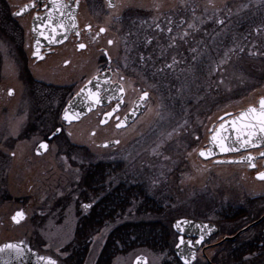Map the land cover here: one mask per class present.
I'll return each mask as SVG.
<instances>
[{
  "label": "rangeland",
  "instance_id": "obj_1",
  "mask_svg": "<svg viewBox=\"0 0 264 264\" xmlns=\"http://www.w3.org/2000/svg\"><path fill=\"white\" fill-rule=\"evenodd\" d=\"M145 2L147 13L140 19L145 27L163 24L176 14L184 21L170 35L171 42L190 34L205 46L196 48L190 66L152 77L140 76L124 54L117 57L116 46L110 48V54L117 57V65L124 69L121 74L129 76L125 82L129 96L139 88L147 90L145 108L129 126L121 129L99 127L95 112L88 114L79 123L64 127L67 140H55L40 164L27 165L26 159L37 134L29 141L17 142L11 168L2 171L0 166V243L24 240L38 253L54 257L58 264H70L66 261L65 246L72 239L78 214L85 209L71 192L77 179L69 166H74L75 161L53 158L58 147L67 149L65 141L88 147L93 160L114 161L122 167L142 164L135 167L133 174L145 183L151 176L152 188L164 184L163 218L169 221L179 216L218 220L224 202L232 205L234 198L243 199L246 191L243 184L264 183L255 182L250 172L235 171L237 166L201 161L195 155L206 140L208 126L222 112L238 109L254 102L258 94L264 95V34L248 41L244 53L238 54L236 48L242 37L238 31L244 26L251 29L262 26L264 32V0ZM112 15L116 16L112 13L101 16L102 21L108 22ZM203 27L209 38L199 39ZM122 37L119 33L118 38ZM229 55L232 60L225 62ZM114 138L119 142L113 147L99 145ZM233 185L241 191L230 190ZM60 197L70 200L63 209H53ZM17 209H24L26 217L14 223L10 216ZM198 214L203 216L197 217ZM109 229L103 226L90 236L82 264H95ZM139 253L147 256V264H160L161 255L142 247L118 254L112 264H131ZM211 253L212 249L208 250V255ZM195 264H204L203 257L199 256Z\"/></svg>",
  "mask_w": 264,
  "mask_h": 264
},
{
  "label": "flooded vegetation",
  "instance_id": "obj_2",
  "mask_svg": "<svg viewBox=\"0 0 264 264\" xmlns=\"http://www.w3.org/2000/svg\"><path fill=\"white\" fill-rule=\"evenodd\" d=\"M145 1L0 0L2 171L11 168L17 142L29 141L37 134V140L31 146L26 159L27 165L40 164L55 140H67L68 132L64 127L77 124L82 118L95 112V121L99 127L116 128L136 98L145 92L148 99L149 94L143 87L131 97L127 93L125 82L129 76L121 74L124 69L117 65L115 59L120 54L128 58L127 63L137 68L142 77H152L166 71L170 73L174 68L177 71L190 66L194 51L203 41L186 34L171 42L170 35L184 21L176 14L163 24L153 23L145 27V24L140 23V19L147 13ZM110 13L116 16L112 15L108 22L102 21L101 16ZM172 19L178 22L171 24ZM203 29V32L198 34L199 39L202 36L209 38L204 27ZM253 29L255 38L264 34L262 26ZM119 33L123 35L122 40L118 38ZM254 42L257 43V40ZM82 44L85 47L81 48ZM114 46L117 47V57L110 54V48ZM231 56L226 57L225 62H230ZM254 58H257V55ZM103 71H108L110 82L121 85V98L97 105L79 120L66 123L62 119L66 103L90 77ZM117 104V108L112 110ZM111 110L112 113L102 124L104 115ZM17 116L21 118L17 120ZM54 132L55 136L52 135L49 139ZM41 142H46L48 148L36 153V147ZM261 150L253 149L250 152L257 154ZM72 154L74 153L65 152L61 146L53 154V158L62 157L67 160ZM242 154L243 152L233 156ZM263 161L264 156L257 157L254 161L255 167L249 168V162H243L238 163L234 170L250 172L252 179L260 183L264 181L258 178V174L264 171ZM16 165L14 164V167ZM69 167L74 171V179L79 182L80 157L77 156L75 165ZM243 187L246 190L243 192V199L234 198L232 205L224 202L219 210L218 220L206 219L216 224L217 232L201 244L198 252L205 247V254L211 263L264 264V183H246ZM230 190L241 191L237 185H233ZM81 205L85 210L89 208L85 207L89 205L87 202H82ZM170 229L174 236L172 252L176 257L173 247L177 241V233L172 229L171 223ZM232 236L233 239L230 238ZM194 239L193 237L192 240ZM220 239L221 242L217 243ZM210 249L212 253L208 255ZM202 257L204 264H210L204 256Z\"/></svg>",
  "mask_w": 264,
  "mask_h": 264
},
{
  "label": "trees",
  "instance_id": "obj_3",
  "mask_svg": "<svg viewBox=\"0 0 264 264\" xmlns=\"http://www.w3.org/2000/svg\"><path fill=\"white\" fill-rule=\"evenodd\" d=\"M170 21L171 24L178 22ZM238 33L242 37L236 48L237 53L242 54L249 46L247 42L254 38V29L244 26ZM65 144V152L74 153L70 158L73 162L74 158L80 157L81 179L71 185V192L76 194V202L89 204L84 213L78 214L72 239L65 246L68 251L66 261L82 264L90 236L99 228L109 226L96 264H112L115 256L137 247L161 255L160 264H181L172 252L174 236L170 221L163 218L166 214L161 197L164 184L152 188L154 181H150L151 176L147 178V183L135 178V167L137 169L142 164L122 167L114 161L93 160L85 145L67 141ZM69 200V197H60L53 209H63ZM200 216L203 215H197Z\"/></svg>",
  "mask_w": 264,
  "mask_h": 264
},
{
  "label": "water",
  "instance_id": "obj_4",
  "mask_svg": "<svg viewBox=\"0 0 264 264\" xmlns=\"http://www.w3.org/2000/svg\"><path fill=\"white\" fill-rule=\"evenodd\" d=\"M122 94L121 85L117 82L109 81L108 71L93 75L66 103L62 111V119L65 120L66 123L79 120L97 105H104L111 99L121 98ZM96 97L99 98L98 103L95 102ZM261 99H264V95L258 96L255 103L248 104L238 109L236 112L228 111L221 113L217 117V122H212L208 126L205 145L199 147L195 151V155L203 161L209 160L218 165L237 166L238 163L249 162V165L247 166L253 168L250 165H255V159L257 157H262L261 153H264V141L253 137L251 144H244V146L241 147V144L247 139V136L243 135L238 129L241 125L248 123V121L240 120L238 118L241 116V113L247 112L250 107H254L259 111ZM146 100L147 95H145V92L136 98L129 111L116 125V128L126 127L130 124L143 110ZM117 106L118 104L115 105L112 110L116 109ZM112 110L104 115L101 121L102 124L105 123L107 117L112 113ZM66 113L69 119H65ZM233 121H235L236 127L233 126ZM221 125H223V129L221 128ZM247 131L248 129H243L244 133ZM52 135L53 134L49 136V139ZM257 135L260 134L258 133ZM213 136L216 137V140H213ZM41 143L47 144L46 142ZM41 143L37 145L36 153H41L45 150L40 148ZM117 143L118 139H111L103 141L99 145L101 147H110L115 146ZM221 143H223L225 147L233 150L221 151ZM260 148L262 150L257 154L250 152L253 149ZM201 152L205 154L201 155ZM241 152H244L241 156H231ZM248 157H252L253 159L249 160ZM262 173H264V171H262ZM17 213H23V216L18 217ZM13 217H16V219L14 220ZM25 217L26 214L24 210L17 209L10 216V220L14 223H19ZM171 226L177 233V241L174 244L173 251L182 264H186V262L187 264H193L197 258V250L201 247V244L217 232V226L214 222L189 217L175 218L172 221ZM193 237L195 238L194 240H192ZM230 238L233 239L234 236ZM181 240L184 242L181 243ZM219 242H221V239L217 243ZM8 244L15 245V247L5 248L4 246ZM0 249H3V251H0V264H49V260L58 264L56 259L47 255L39 254L36 250L32 249L27 243H25L24 240L5 241L0 244ZM204 250L205 247H202V255L205 256ZM206 259L208 260L207 257ZM132 264H147V258L143 254H138L133 258ZM210 264L214 263L210 262Z\"/></svg>",
  "mask_w": 264,
  "mask_h": 264
},
{
  "label": "snow or ice",
  "instance_id": "obj_5",
  "mask_svg": "<svg viewBox=\"0 0 264 264\" xmlns=\"http://www.w3.org/2000/svg\"><path fill=\"white\" fill-rule=\"evenodd\" d=\"M20 13H17V15H19ZM101 31H104V29H101ZM109 43H111V41H109ZM81 48L85 47L83 44L80 45ZM145 95H147L145 93ZM95 102H99V98L96 97L95 98ZM65 119H69V117L67 116V113L65 114ZM240 120H247L248 123L243 124L240 126V128L238 129V131H241L243 135L247 136V139H245L243 141V143L241 144V147L244 146V144H251L252 143V138L256 137L258 140H262L264 141V99H261L260 101V108L259 111H257L256 108L254 107H250L247 112L241 113V116L238 118ZM233 126L236 127V123L235 121H233ZM221 128L223 129V125H221ZM248 129V131L246 133L243 132V129ZM57 131H59V129H57ZM260 135H257V134ZM55 132L53 133V136H55ZM213 140H216V137L213 136ZM256 146V145H253ZM221 147V151H231L233 149H230L228 147H225L223 145V143H221L220 145ZM40 148L42 149H47L48 145L45 143H41L40 144ZM205 153L201 152V155H204ZM262 156H264V153H261ZM249 160H252V157H248ZM252 167H255L254 164L250 165ZM258 178L259 179H264V173H259L258 174ZM85 207H89V205H85ZM18 217H22L23 213H17ZM13 219L15 220L16 217H13ZM179 226V225H178ZM184 241L181 240V243H183ZM199 242V241H198ZM5 248H14L15 245H5ZM0 251H3V249H0ZM49 264H55L54 261L49 260ZM187 264V262H186Z\"/></svg>",
  "mask_w": 264,
  "mask_h": 264
}]
</instances>
